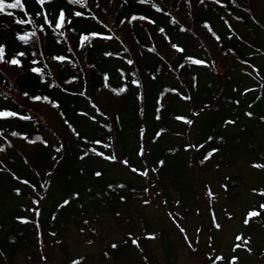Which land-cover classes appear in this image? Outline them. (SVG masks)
<instances>
[{
    "label": "trees",
    "instance_id": "1",
    "mask_svg": "<svg viewBox=\"0 0 264 264\" xmlns=\"http://www.w3.org/2000/svg\"><path fill=\"white\" fill-rule=\"evenodd\" d=\"M262 1L264 0H235L233 4L232 0H221L220 4H216L213 0H205L204 4H200L199 0H189V7L184 0H151L163 9L162 12H157L150 4L141 5L136 0H127L126 4L124 0H87L88 6L83 9L85 16L91 13L98 19L76 18L77 32L95 30L112 35L113 40L97 39L94 48L80 49L75 47L76 36L72 32L67 33L66 43H57L59 37L55 34L47 38L42 37L37 50L43 51V62L49 63V70L52 72V76L45 77L47 84L41 83L35 74L28 71L27 60L24 61L23 70L14 66H0V107H9L33 118L31 121H0V131L7 136V140L0 137V148L5 149L0 152V169H3L0 171V251L3 252V255H0V264H21V257L26 260L32 256V251H41L35 226L22 224L15 219L17 216L37 219L32 212L22 210L30 205L31 189L19 185L18 181L12 178L11 173L15 172L21 179L27 178L42 184L44 180L49 179L45 175L49 170L52 172L51 186L47 190L39 189L40 195L45 196V199L42 202V214L38 219L42 224L45 247L52 243V246L57 247L60 252L59 264H67L69 258L80 256L87 257L83 264H146L145 256L148 258L147 264L179 262V249L175 239L171 237V230L156 229L142 207L155 204L157 210L164 214L171 212L180 224L192 214H201L199 212L202 195L208 197L207 176L217 173L222 175L240 161L246 162L249 166L252 162H264L258 159L264 153V121L260 119L264 116V79L256 76L248 66V64L254 65L260 69L261 76H264V23L257 16L258 6ZM26 3L30 13L37 10L33 0H26ZM47 7L50 9L65 7L66 10H72V6L67 5L65 0H55L54 4ZM75 10L81 9L77 7ZM132 14L146 15L149 19L156 20V24H150L147 20L128 23ZM16 15L17 18H23L19 10H16ZM173 17L178 23L172 22ZM236 17L243 19L237 20ZM252 17H255V20ZM121 20L125 23L121 24ZM204 22H208L213 31L221 37L219 41L203 27ZM104 25H107V28H104ZM18 27L12 22L11 17L0 15V42L7 43L9 52L24 47L13 39V33ZM159 27H164L167 37L173 43L183 46L185 53H177L172 49L174 53L164 54L158 48L157 39L164 41L170 48L171 46L165 34L159 32ZM181 27L188 31H180ZM108 29H111V32ZM116 37L119 39H115ZM124 39L129 41L135 50L131 51ZM68 47H73V51L68 52ZM125 47L130 50L128 53L124 52ZM153 48L155 51H151ZM105 51H111L114 55L107 57L104 55ZM58 53L68 57L76 67L67 61L63 64L50 61L49 58ZM185 55L202 58L210 64L214 62V66L187 64L183 58ZM129 56L136 61L133 67L142 73L145 84L143 102L138 101L132 92L116 96L102 88L103 73L109 74V83L112 87L121 84L116 70L117 67L125 69L127 65L124 60ZM161 56L163 60L160 59ZM220 59L224 63L222 66ZM120 60L124 65L115 67L118 64L116 62ZM242 60H247L248 64L241 63ZM229 61L231 65L225 64ZM181 64L185 66L182 68ZM249 71H252V76L245 75ZM152 75L157 76L155 81L150 80ZM74 76L78 79L72 83L65 82ZM193 76L198 78L195 87L192 86ZM57 84L60 87H54ZM48 88L62 94L68 101L60 102L61 107L57 109L43 101L33 102L22 95L27 91L30 94L50 96ZM171 88L190 95L192 100H182L175 93L168 95V90ZM234 88L239 91L234 92ZM247 88H253L255 91L244 94ZM79 91H86V96L73 94ZM5 96L8 99H5ZM160 96H163V109L159 113L162 119L157 120L155 108ZM235 99L240 100L239 105L231 102ZM89 100L96 103L110 117L107 123L114 128L110 135L113 137L114 150L117 154L130 157L133 165L140 167L143 161L135 155V152L138 144L143 142L149 152L145 157L147 164L153 166L155 161L164 159L165 167L160 169L158 174L150 173L147 179L137 177L142 180V186H139L134 181L111 177L110 163L98 157L91 156L83 161L80 160L82 149L92 145H85L82 139L78 140L64 120H68L76 127L83 137H103L107 140L109 135L105 129L79 114L87 112L89 116L96 115L100 124L105 122L91 108ZM205 103L212 105L211 110L206 109L198 117L192 116V113L199 111ZM249 104L252 105L251 108L248 107ZM140 108L145 110L143 116L139 114ZM246 111H252L254 116L252 118L245 116ZM61 112L64 113L63 117L60 116ZM50 113L56 116L59 122L52 119ZM177 114L188 116L194 120V124L188 126L174 120L173 117ZM117 115L120 120L113 124ZM225 118L236 119L238 122L236 125L224 128ZM141 128L146 130L143 141L140 140ZM160 129L166 131L157 139L154 134ZM11 131L27 134L32 140L40 135L49 141L50 146L44 148L38 143L33 146L29 154H25L24 150L9 139ZM209 135L217 139L205 143ZM220 136L224 137L223 142L219 140ZM9 140L12 147L8 146ZM57 141L65 146L63 153L60 154L63 159L58 165L51 159V155H56L52 151V145ZM189 141L205 143V147L200 149V152H206L212 147L221 149L210 162L202 166L204 170L201 174L206 173V179L198 178L196 171L189 167L193 152L185 151L183 147ZM96 147L99 148V145ZM171 149L178 151L173 155ZM196 156L199 159V152ZM25 158L29 161L28 164L24 163ZM217 164L220 165L219 168L216 167ZM81 169L83 174L80 172ZM96 170L103 171V176L99 179L93 175ZM37 172L39 175H36ZM241 178L240 175L227 177L229 191H234L239 185L242 186ZM119 183H124L126 188H116ZM108 184H112L115 191L107 188ZM149 184H155V187L150 189V193H145L143 189ZM202 186L204 192L201 195ZM15 187L22 188L21 196H16ZM89 188L91 192L88 191ZM75 192L80 194L78 199L72 198ZM150 194L154 196L153 203L144 205L142 200L148 198ZM120 195H125L127 200L121 202ZM255 196L258 202L264 201V197ZM66 198L71 200L70 205L58 209V203ZM177 199L181 202L178 207L175 204ZM11 200L17 204L11 206L9 204ZM164 200L168 201L167 205L161 203ZM212 206L213 204H210L211 209ZM117 212L121 215L117 216ZM53 215L57 217L56 220H52ZM105 215L125 222L127 231L124 232V238L107 242L100 253L73 254L66 241V236L70 231L72 232V228L75 227L76 231L84 236L86 231L80 232L84 225L83 220L90 219V225L97 224ZM172 225L174 226V223ZM254 226L264 229V213L262 217H256L251 221L247 231L254 230ZM51 231H56L57 237L48 235ZM127 232L141 237L148 233H156L157 238L141 239L139 241L143 248L141 253L130 240L127 245L123 243L127 239ZM9 236L15 237L14 244L9 243L7 239ZM57 239L62 243L55 244ZM50 240L52 242L48 243ZM113 242L120 245L117 250L110 249V244ZM155 245L157 248L159 246L158 250L155 249ZM105 251L110 253V259L104 255Z\"/></svg>",
    "mask_w": 264,
    "mask_h": 264
},
{
    "label": "snow or ice",
    "instance_id": "2",
    "mask_svg": "<svg viewBox=\"0 0 264 264\" xmlns=\"http://www.w3.org/2000/svg\"><path fill=\"white\" fill-rule=\"evenodd\" d=\"M34 4L37 6V10L33 13L29 12L28 5L26 3V0H0V15H4L7 17L12 18V22L19 26L18 29L13 33V39L17 42H19L22 46L21 48L18 49H13L11 52L8 51V45L7 43L0 42V66H8V67H15L17 69L23 70L25 67L24 61L27 60L28 62V71L32 74H35V77L44 84H47L48 81L45 79L46 76H52V72L49 70V63L43 62V57L44 53L42 50H37V45L41 44L42 42V37L47 38L52 34H55L56 36L59 37L57 39V43H66L68 40L67 33L72 32L76 36V44L75 47H78L80 49L84 48H89L92 49L96 46V40L99 39L100 41H111L114 39L112 35L105 34L104 32H99V31H82V32H77L75 28V21L76 18L80 19H85V18H90L92 20H97L98 18L94 15L89 13L88 16H85V13L83 11L84 8H87V0H65V3L69 6H72V10H66L65 7H56V8H49L47 6L52 5L55 3V0H33ZM138 4L144 5V4H150V6L154 9H156L157 12H162L163 9L158 7L157 4L152 3L151 0H136ZM186 4L190 3L189 0H184ZM214 3L220 4L221 0H213ZM124 3H127V0H124ZM200 4H204L205 0H199ZM232 3L235 4V0H232ZM223 6V5H221ZM80 8L81 10H75L76 8ZM97 7L99 5L97 4ZM16 10H19L20 13L23 14V18H17L16 15ZM166 15H171L170 13H165ZM237 20H242L243 17H236ZM253 20H255V17H252ZM145 21L147 20L148 23L150 24H156V20L154 19H149L146 15H136L132 14L130 19L127 21L128 23H131L132 21ZM173 23H178V21L175 20V18H172ZM259 23L258 21H256ZM121 24L125 23L124 20L120 21ZM225 23L228 24V21L225 20ZM31 26L30 28H26L24 26ZM203 27L207 29L212 36L219 41L221 37L217 35L211 25L208 22H204ZM104 28H107V25H104ZM229 28H231V25H229ZM159 32L161 34H165V38L167 39V42L170 44L171 48L175 50L177 53H185V48L181 46L178 43H173L170 38L167 37L165 33V28L164 27H159ZM109 32H111V29H108ZM180 31L186 32L188 29L181 27ZM115 39H119L116 37ZM68 52L73 51V47H68L67 49ZM130 50L128 48H124V52L128 53ZM151 51H155V49H151ZM227 55V53H225ZM104 55L107 57H112L114 55L113 52L111 51H105ZM118 55V53H117ZM184 60L187 64H191L193 66H203V67H211L214 66V62L211 64L202 59L195 57L193 55H185ZM50 61H55L59 62L61 64L65 63L66 61L69 63H72V61L66 57L64 54H55L52 55L50 58ZM161 60H163V57H160ZM124 62L126 63L127 66H129L127 69L124 68H118L116 71L119 75V78L121 80V84L117 87H112L109 83V74L108 73H103L102 74V88L109 90L112 94L116 96H121L123 94H127L128 92H132L135 98L143 102L145 99V92L143 91L145 84L142 79V73L138 69H135L133 66L136 64V61L131 58L130 56L128 58H125ZM241 63L243 64H248L247 60H242ZM73 67H76L75 63H72ZM184 64H181L180 67H184ZM250 68L256 73V76H259L261 79H264V76H261L260 69L256 68L254 65L248 64ZM47 70V71H46ZM245 75L252 76V71L246 72ZM78 79L77 76H74L71 80L65 81L66 83H72ZM157 79L156 75H152L150 77V80L155 81ZM197 77L193 76L192 81L193 84L192 86H196V81ZM54 87H60V85H54ZM66 91V89H65ZM234 92L239 91L238 89H233ZM255 89L253 88H247L245 90L244 94H247L248 92H254ZM175 93L176 96L182 100L185 101H191L192 97L186 93L180 92L175 88H171L168 90V95ZM73 94H78L79 96H86V91H79L78 93H73ZM24 97H27L33 102H39L43 101L48 104H50L53 108L59 109L61 107L60 103L53 100L50 98L48 95H38V94H30L27 91H24L22 93ZM5 99H8L7 96L4 97ZM163 96H160L156 103L157 107L155 108V112L157 113L156 119L161 120L162 116L159 114L161 113L163 109ZM235 105L240 104L239 99H235L231 101ZM89 103L91 105V108L95 110V112L103 118L105 121L103 124H100V122L97 120L96 115L89 116L87 112H80L79 114L81 116H85L91 121H93L95 124H97L100 128L105 129L106 132L109 134L107 136V140L104 139L103 137L101 138H89V137H83L81 133L74 127L68 120H64V123L67 124L68 128L71 130L72 134L78 139H82L84 141L85 145L91 144V147H85L82 149V154L79 156L80 160H84L85 158L94 156L98 157L101 160L113 164H120L124 168H127L131 173L136 174L142 178L147 179L150 175V173H159L160 169L165 167L166 161L164 159H159L154 162L153 166H149L147 164V161L145 160V157L149 154L148 148L145 145V143L141 142L138 144L137 151L135 152V155L143 161V164L140 167L134 166L133 163L131 162L130 157H123L117 154L114 150L115 148V143L113 140L112 135H110L113 131V125H110L107 123L108 119L110 117L102 111L96 103L92 102L89 100ZM249 108L252 107L251 104L248 105ZM212 105L209 103L203 104V106L199 109V111H194L192 113V116L198 117L202 112H204L206 109L211 110ZM145 113V110L143 108L139 109V114L143 116ZM245 116L252 118L254 116V113L252 111H246L244 113ZM60 116L63 117L64 113L61 112ZM174 120L183 122L184 124L188 126H192L194 124V120L189 118L186 115H180L177 114L174 117ZM33 118L30 115H24L21 114L17 110H13L9 107H0V121L4 122H10L12 120H20V121H31ZM262 121H264V116L260 117ZM120 117L117 115L113 121V124L119 122ZM236 119H229L225 118L223 121V127L227 128L229 125H236L237 124ZM165 129H160L155 132V137L159 139L165 132ZM146 130L141 128L140 129V140L143 141L144 136H145ZM11 137L15 138H20L29 144L32 145H37L38 143L42 145L44 148H49L50 144L47 139H43L40 135H37L34 140L29 139V136L27 134H22L18 131H11L9 133ZM0 137H4L5 140H7V136H5L3 131H0ZM217 137L213 135H209L205 143L212 142ZM219 140L221 142L224 141V137L220 136ZM155 142V141H153ZM205 143H192L189 141L188 144L184 145V150L189 151L191 150L193 152V157L192 160L189 164V167L193 168L194 170L197 169L200 166L206 165L208 162H210L213 157L220 152L219 147H212L210 150H207L206 152H200V149H203L205 147ZM96 145H99V148L96 147ZM8 146L12 147L11 141H8ZM64 144L62 142L57 141L56 144L52 145V151L56 153V155H51V159L56 162L58 165L60 161L63 159V156L60 155L64 151ZM105 150H111L106 152ZM5 151L4 148H0V152ZM172 154L174 155L178 149H171L170 150ZM199 152V159H197L196 153ZM258 159L260 161H264V153H262ZM25 164H28L29 161L27 158L24 160ZM219 164L216 165L217 168H219ZM252 168L258 169V170H264V162H252L250 164ZM3 169H0L2 171ZM81 174H83V169L80 170ZM12 178L16 181H18L19 185L26 186L31 189V193H29L30 196V205L27 207H24L22 210L25 212H32L37 219L33 220L30 219L27 216H17L15 219L22 223V224H33L37 230V239L38 243L40 245V255H39V261L41 264H50V261L48 259V254L45 253L44 248H45V243L43 239V232L41 231L42 224L39 221V217L42 214V208H43V200L45 199V196L40 195L39 189H44L47 190L51 186V177H52V172L49 170L45 172V175L49 177V179H46L43 181L42 184H37L33 181H30L29 179H21L19 175H17L15 172L11 173ZM36 175H39L37 172ZM93 175L96 178H101L103 176V171L102 170H96L94 171ZM230 179V177H229ZM116 188L119 189H125L126 185L124 183H119L115 186ZM155 184H149L147 187L143 189L145 193H150V189L154 188ZM221 187L224 188L225 191L228 190L227 184H222ZM107 188L115 189L113 188L112 184H108ZM89 192L92 190L89 188ZM135 191V189H133ZM207 195L209 197L213 196V193L211 191L210 187H206ZM252 193L255 195H258L260 197H264V188H253ZM14 192L16 196H21L23 194L22 188L21 187H15ZM79 192H75L72 194L73 199H78L79 198ZM155 195H159V193H155ZM35 197V198H32ZM119 200L121 202H125L127 200V197L125 195H120ZM71 203L70 199H63L62 202L58 203L57 207L58 209H63L66 206H69ZM142 203L144 205H149L153 203V197L150 194L148 198L143 199ZM161 203L164 205H167L168 201L164 200ZM180 200H176L175 204L177 207L180 205ZM159 206V204H158ZM82 207V206H81ZM262 213H264V201L257 202L252 206L250 210L247 211L245 218L243 219V223L245 225L249 224V221L253 217H262ZM167 216L172 218V222L175 224V226L178 228V231L183 234V240L186 243L187 248L190 250L191 253L194 254V259H195V264H238L239 262V257L235 255L237 249L241 248V244L244 247V250H246L249 254H252L253 248L250 244L251 242V237H247L245 239H242V235H237L235 239L237 241H241V244H235L231 248V252L234 254L229 258H226L223 254L217 253L216 249L209 244L208 252H204V259L201 260V253L202 249L200 247V239L199 236L202 233L203 229L198 228L196 229V234L193 238H189L187 235L186 229L181 226L178 222L176 217L173 216L171 212H166L165 213ZM117 216H120L121 214L119 212L116 213ZM56 216H52V220H56ZM229 219H231V214H229ZM84 225H90V219H85L83 220ZM211 227L215 230H222V225L217 222L215 214L213 213L212 216V223ZM85 231L84 228L80 229V232L83 233ZM92 231H95V229H92ZM48 235L52 237H57L58 233L56 231H51L48 233ZM127 239L123 241L125 245L128 244L129 240L131 241L132 245H135L136 248L143 253V248L141 247L139 241L141 239H148V240H154L156 239V233H148L145 236H135L131 232L126 233ZM9 243L14 244L16 242L15 237L9 236L8 238ZM213 237L209 236V240L211 241ZM55 244H60L62 243L61 240L57 239L54 242ZM88 244H92L93 241L89 239L87 241ZM120 247L117 243L113 242L110 244V249L111 250H117ZM0 255H3V252L0 251ZM104 255L110 257V253L105 251ZM87 259V257L80 256V257H71L68 259L67 264H83V262ZM147 256L144 257V260L147 264Z\"/></svg>",
    "mask_w": 264,
    "mask_h": 264
},
{
    "label": "rangeland",
    "instance_id": "3",
    "mask_svg": "<svg viewBox=\"0 0 264 264\" xmlns=\"http://www.w3.org/2000/svg\"><path fill=\"white\" fill-rule=\"evenodd\" d=\"M258 8L259 14H257V16L261 18L262 22L264 23V1L260 2ZM125 42L128 43L131 51L135 50L129 41L126 40ZM157 44L158 48L161 49L164 54L168 55L170 52L174 53L172 48H170L164 41L157 39ZM116 63L118 64L112 65H115V67L118 65L123 66L122 62L119 63L117 61ZM230 63L231 61L226 62L225 64L231 65ZM223 64L224 63L220 59V65L222 66ZM143 71L145 72L144 69ZM49 94L50 96H48L50 98L59 103L63 102V100L68 101L66 97L62 96V94H59L58 92L55 93V91L49 90ZM49 116L56 120V122H59L57 117L53 116V114L50 113ZM9 139L19 148L24 150L25 154H29L34 146L20 138L9 136ZM110 168L112 169V172H110L111 177L126 181H134L139 186H142V180L131 174L126 168L113 163H110ZM203 170L204 169L202 166L195 169L198 178L206 179V173L201 174ZM232 175H240L242 177V186L239 185L234 189V191H225L221 185H228L229 182L227 181V177ZM206 182V185L211 188L213 198L209 196L205 197V194L202 195L204 192L202 186V189H200L202 202L199 212L201 214H192L184 223L180 224L186 229L189 238H193L195 236L196 229H203L199 236L200 247L203 250L200 257L201 260L204 259L203 253L209 251V244H211L216 249L217 253L223 254L226 258H229L234 255L231 252V248L239 242L235 239V237L241 234L244 235L245 231H247L246 228L248 225L243 223V219L245 218L247 211L252 208L254 203L259 201L257 197L251 193V190L253 188L264 187V170L260 171L258 169L252 168L251 166L247 165L246 162L240 161L235 166H233V168L224 171L222 175L217 173L207 176ZM152 197L154 201V196L152 195ZM9 204L11 206H15L17 202L11 200ZM210 204H213L212 209ZM142 209L146 212L148 218L151 220L153 226L156 229L166 228L167 230H171V237L175 239L179 249L180 258L177 264H195L194 254L191 253L187 248L186 243L183 240V234L178 231L176 226L174 227L172 225L173 222L168 219L167 215H165L162 211L157 210L155 204L143 206ZM213 213L215 214L217 222L222 225V230H215L211 227ZM229 214H231V219H229ZM126 227L127 226L125 222L114 220L111 216L105 215L102 218V221L97 224L83 225L87 236H85L86 234L81 236L76 231L77 229L73 227L72 232L70 231L66 236V241L70 245L73 254L81 255L84 253H100L101 249L107 244V242L124 238V232L127 231ZM254 227L255 229L251 232L247 231L248 235L252 238L250 244L253 248V252L252 254H249L244 249H237L235 255L241 257L242 259V261H240L238 264H264V229L258 226ZM92 229H95V231H92ZM209 236L213 237L211 241L209 240ZM89 239L93 241L92 244L87 243ZM51 242L52 240H50L48 243ZM239 244H241V241ZM52 245V243L47 245L44 248V251L48 254L50 264H59L61 260L60 252L57 247ZM154 247L157 250L159 248V246L157 248V245ZM40 252L41 251H32V256L28 258L29 260H25L23 257H21L20 263L41 264L38 259Z\"/></svg>",
    "mask_w": 264,
    "mask_h": 264
}]
</instances>
